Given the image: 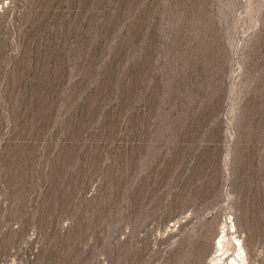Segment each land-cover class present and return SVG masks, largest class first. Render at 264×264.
Masks as SVG:
<instances>
[{
  "label": "rangeland",
  "instance_id": "rangeland-1",
  "mask_svg": "<svg viewBox=\"0 0 264 264\" xmlns=\"http://www.w3.org/2000/svg\"><path fill=\"white\" fill-rule=\"evenodd\" d=\"M237 242L264 264V0H0V264Z\"/></svg>",
  "mask_w": 264,
  "mask_h": 264
},
{
  "label": "bare ground",
  "instance_id": "bare-ground-1",
  "mask_svg": "<svg viewBox=\"0 0 264 264\" xmlns=\"http://www.w3.org/2000/svg\"><path fill=\"white\" fill-rule=\"evenodd\" d=\"M219 244H221V243H219ZM237 245H238L239 253H237V259H235V258L233 259V264H244V263H246L245 262L244 252L242 251L241 245L239 243ZM222 247L223 246L221 245L220 248H222Z\"/></svg>",
  "mask_w": 264,
  "mask_h": 264
}]
</instances>
